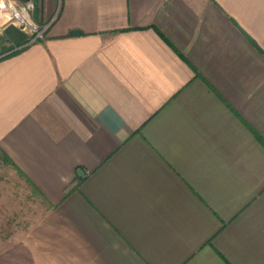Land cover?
<instances>
[{
    "label": "crops",
    "instance_id": "obj_1",
    "mask_svg": "<svg viewBox=\"0 0 264 264\" xmlns=\"http://www.w3.org/2000/svg\"><path fill=\"white\" fill-rule=\"evenodd\" d=\"M33 2L0 149L48 210L9 260L264 264V0Z\"/></svg>",
    "mask_w": 264,
    "mask_h": 264
},
{
    "label": "rangeland",
    "instance_id": "obj_2",
    "mask_svg": "<svg viewBox=\"0 0 264 264\" xmlns=\"http://www.w3.org/2000/svg\"><path fill=\"white\" fill-rule=\"evenodd\" d=\"M3 6L7 7V2L0 0V13H3ZM9 28H15L30 38L16 25L3 24L0 20V57L19 47L7 40ZM47 210L46 204L32 192L15 168L0 157V264L1 259L4 264H15L9 259L14 257L17 248L24 249L21 243L31 236L32 228L47 215ZM24 264H31V261Z\"/></svg>",
    "mask_w": 264,
    "mask_h": 264
},
{
    "label": "built area",
    "instance_id": "obj_3",
    "mask_svg": "<svg viewBox=\"0 0 264 264\" xmlns=\"http://www.w3.org/2000/svg\"><path fill=\"white\" fill-rule=\"evenodd\" d=\"M7 7H1L0 20L3 24L12 23L28 34L27 45L43 40L49 25H40L33 19V0H5Z\"/></svg>",
    "mask_w": 264,
    "mask_h": 264
},
{
    "label": "trees",
    "instance_id": "obj_4",
    "mask_svg": "<svg viewBox=\"0 0 264 264\" xmlns=\"http://www.w3.org/2000/svg\"><path fill=\"white\" fill-rule=\"evenodd\" d=\"M6 33H7V40L10 42H13L16 46H19V47L16 50H13L9 52L8 54L4 55L3 57H0V59L9 57L15 54L16 52L22 50L29 41L28 37L24 33H22L21 31L15 28H9V30H7ZM0 157L2 161L14 166L11 159L1 149H0Z\"/></svg>",
    "mask_w": 264,
    "mask_h": 264
},
{
    "label": "water",
    "instance_id": "obj_5",
    "mask_svg": "<svg viewBox=\"0 0 264 264\" xmlns=\"http://www.w3.org/2000/svg\"><path fill=\"white\" fill-rule=\"evenodd\" d=\"M72 33H73V32H72ZM77 172H78L80 175H82V176H83V174H82V172H81L80 170H78Z\"/></svg>",
    "mask_w": 264,
    "mask_h": 264
}]
</instances>
